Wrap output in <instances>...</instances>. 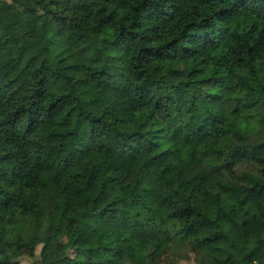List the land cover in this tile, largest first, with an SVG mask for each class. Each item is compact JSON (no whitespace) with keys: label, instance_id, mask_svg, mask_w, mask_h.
I'll use <instances>...</instances> for the list:
<instances>
[{"label":"clouds","instance_id":"9594fccd","mask_svg":"<svg viewBox=\"0 0 264 264\" xmlns=\"http://www.w3.org/2000/svg\"><path fill=\"white\" fill-rule=\"evenodd\" d=\"M0 264H264V0H0Z\"/></svg>","mask_w":264,"mask_h":264}]
</instances>
